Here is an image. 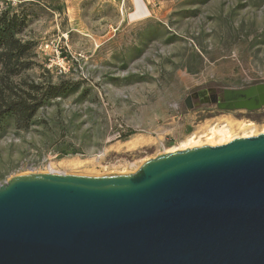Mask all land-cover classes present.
<instances>
[{"label":"rangeland","instance_id":"374dc122","mask_svg":"<svg viewBox=\"0 0 264 264\" xmlns=\"http://www.w3.org/2000/svg\"><path fill=\"white\" fill-rule=\"evenodd\" d=\"M4 9L24 17L18 36L35 44L37 66L23 77L78 90L39 112L46 125L0 136V185L52 169L134 173L161 154L210 144L213 129L234 139L264 133V106L218 103L224 89L264 84V0H0Z\"/></svg>","mask_w":264,"mask_h":264},{"label":"water","instance_id":"95a60500","mask_svg":"<svg viewBox=\"0 0 264 264\" xmlns=\"http://www.w3.org/2000/svg\"><path fill=\"white\" fill-rule=\"evenodd\" d=\"M263 96L224 89L218 103L255 111ZM0 264H264V133L134 173L18 176L0 185Z\"/></svg>","mask_w":264,"mask_h":264},{"label":"trees","instance_id":"16d2710c","mask_svg":"<svg viewBox=\"0 0 264 264\" xmlns=\"http://www.w3.org/2000/svg\"><path fill=\"white\" fill-rule=\"evenodd\" d=\"M25 25L24 17L5 9L0 11V136L9 126L20 132L46 125L38 119L39 112L78 90V84L70 81L36 82L23 77L37 66L35 44L18 36ZM60 128L65 136L67 128L63 124ZM132 134L125 133L120 138L126 139Z\"/></svg>","mask_w":264,"mask_h":264},{"label":"bare ground","instance_id":"6f19581e","mask_svg":"<svg viewBox=\"0 0 264 264\" xmlns=\"http://www.w3.org/2000/svg\"><path fill=\"white\" fill-rule=\"evenodd\" d=\"M264 97V96H263ZM263 100H264V98H262ZM210 136V135H209ZM214 136L216 137L217 136V138H219V142L220 143H229V142H231V141H233L234 140V138H233V136L229 133V130L228 129H226V128H221V129H217V130H215V129H213V131H212V136L211 137H209L208 139H207V143H210V144H212V145H214V143L216 142V143H218L217 141H214ZM245 136V137H244ZM242 138H247L246 137V134L244 135ZM236 139V138H235ZM210 144H208V145H210ZM194 145H196L197 146V143L196 142H194V138L193 139H191V140H189V143H188V145H187V147H192V146H194ZM202 145V144H201ZM195 147V146H194ZM185 148H186V146H185ZM193 148V147H192ZM182 150H184V149H182ZM176 151V150H175ZM174 152V151H173ZM51 171H53L54 173H56V170H54V169H52Z\"/></svg>","mask_w":264,"mask_h":264},{"label":"built area","instance_id":"2783aa9c","mask_svg":"<svg viewBox=\"0 0 264 264\" xmlns=\"http://www.w3.org/2000/svg\"><path fill=\"white\" fill-rule=\"evenodd\" d=\"M57 58H58L57 59V64H58V67H59V72L60 73H68L69 72V67H67V65L65 64L66 58H64V57L61 58L59 54H58ZM53 66H54V62L50 61V67H48V68L52 69Z\"/></svg>","mask_w":264,"mask_h":264},{"label":"flooded vegetation","instance_id":"af4514ba","mask_svg":"<svg viewBox=\"0 0 264 264\" xmlns=\"http://www.w3.org/2000/svg\"><path fill=\"white\" fill-rule=\"evenodd\" d=\"M216 95V94H215ZM214 95V96H215ZM193 96V95H192ZM196 100L197 98H194V97H192V99L191 100ZM202 100V104H208V102H209V98H207V96L205 95V96H203V99H201Z\"/></svg>","mask_w":264,"mask_h":264}]
</instances>
